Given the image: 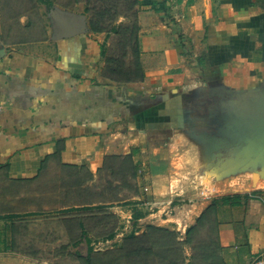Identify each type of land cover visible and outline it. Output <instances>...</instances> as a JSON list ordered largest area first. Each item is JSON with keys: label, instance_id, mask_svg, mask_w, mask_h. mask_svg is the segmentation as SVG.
<instances>
[{"label": "crops", "instance_id": "obj_1", "mask_svg": "<svg viewBox=\"0 0 264 264\" xmlns=\"http://www.w3.org/2000/svg\"><path fill=\"white\" fill-rule=\"evenodd\" d=\"M136 8L143 78L130 82L104 74L100 49L107 34L90 30L81 6L59 16L52 10L54 28L35 40L6 41L0 26V204L11 207L24 199L12 189L32 186L54 169L97 171L109 157L128 154L140 168L147 159L171 163L169 149L158 148L153 157L146 145L181 130L186 93H253L264 87V0H139ZM63 19L74 26L69 38L60 37ZM141 173L132 199L150 212L138 219L161 220L152 223L181 238L213 198L246 195L216 207L221 257L225 264L264 260L261 182L224 189L216 178L207 183L216 188L209 200L190 190L196 201L181 204V190L156 187L160 173ZM17 214L0 211V264H32L11 249Z\"/></svg>", "mask_w": 264, "mask_h": 264}, {"label": "rangeland", "instance_id": "obj_2", "mask_svg": "<svg viewBox=\"0 0 264 264\" xmlns=\"http://www.w3.org/2000/svg\"><path fill=\"white\" fill-rule=\"evenodd\" d=\"M77 6H81L88 19L92 12H84L83 2ZM77 6L72 0H0L2 34L10 42L39 39L46 35L48 27L54 28L52 10L59 16ZM127 22L120 17L115 24ZM55 23V32H59L58 18ZM105 41L108 43L104 60L114 58L123 64L120 71L112 72L108 68L114 69L115 64H106L104 74L117 81L136 79L131 55L124 57L128 51L120 34L108 32ZM128 71L130 74H125ZM195 90L186 93L185 124L181 130L175 136L149 140L146 145L148 155L153 157L158 148L169 149L171 163L157 165L147 159L140 164L142 168L135 166L136 173L138 169L142 173H160L156 187L159 184V191L164 193L181 190L182 200L177 202L181 204L196 201L189 196L190 190L198 191L197 198L209 200L216 188L207 183L216 178H222L224 189L259 182L264 186V87L253 93ZM209 156L214 157L209 160ZM130 168L122 158L109 157L97 171L86 167L58 172L54 169L42 173L32 186L13 188L12 192L25 194V198L15 199L11 207L0 204V211L18 212L12 219L14 255L32 264H87L88 247L95 260L97 252L104 254L120 246L130 232L139 234L147 225H155L152 222L161 223L154 217L133 218L139 213L144 217L150 210L133 203L132 197L139 193V187L130 176ZM111 231L115 233L113 239H104Z\"/></svg>", "mask_w": 264, "mask_h": 264}, {"label": "trees", "instance_id": "obj_3", "mask_svg": "<svg viewBox=\"0 0 264 264\" xmlns=\"http://www.w3.org/2000/svg\"><path fill=\"white\" fill-rule=\"evenodd\" d=\"M72 2L74 4L83 2L84 12L87 14L92 12L88 18L92 32L120 34L124 48L128 51L124 52V57L127 54L131 55L136 79H142L136 8L139 0H72ZM90 5L93 6L90 8ZM120 17L128 19L129 22L116 25ZM100 55H105L103 46H101ZM105 62L108 66L115 64L114 69L109 71L108 68V72L115 69L120 71L123 64L122 60L114 58H106ZM125 74L130 73L128 71ZM136 79L127 77L124 81L130 82ZM120 158L131 165L130 176L135 178L137 167L135 169L132 155L128 154ZM245 196L233 194L213 198L195 218L194 223L185 229L183 238L176 230L149 224L139 234L136 231L127 234L121 245L115 249L104 254L97 252L95 260H92V249L88 247L85 261L87 264H225L218 241L216 207L220 204H237L240 198ZM140 215V213L135 214L133 218L136 220ZM114 235V231H111L103 237L111 240ZM85 240L89 241L87 238ZM186 249L190 250L189 256L186 254ZM104 256L108 258H101Z\"/></svg>", "mask_w": 264, "mask_h": 264}, {"label": "water", "instance_id": "obj_4", "mask_svg": "<svg viewBox=\"0 0 264 264\" xmlns=\"http://www.w3.org/2000/svg\"><path fill=\"white\" fill-rule=\"evenodd\" d=\"M61 38H69L74 35V26L66 19H63Z\"/></svg>", "mask_w": 264, "mask_h": 264}, {"label": "built area", "instance_id": "obj_5", "mask_svg": "<svg viewBox=\"0 0 264 264\" xmlns=\"http://www.w3.org/2000/svg\"><path fill=\"white\" fill-rule=\"evenodd\" d=\"M2 105L0 104V112L2 111ZM139 172H141V170L139 169ZM145 190H147V188H144ZM202 194H205L204 192H202ZM252 264H264V260L262 259H255Z\"/></svg>", "mask_w": 264, "mask_h": 264}]
</instances>
